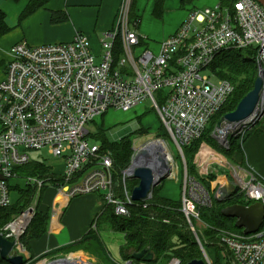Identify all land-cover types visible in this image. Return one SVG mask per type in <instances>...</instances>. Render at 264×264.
Wrapping results in <instances>:
<instances>
[{
	"label": "built area",
	"instance_id": "built-area-1",
	"mask_svg": "<svg viewBox=\"0 0 264 264\" xmlns=\"http://www.w3.org/2000/svg\"><path fill=\"white\" fill-rule=\"evenodd\" d=\"M133 3L121 1L111 33L101 40L98 61L81 34L69 43L31 47L22 42L11 48V59L0 83V208L11 203L9 181L17 178V169L32 162L29 151L46 149L62 163L63 170L56 173L50 168L51 177L46 180H25V184H36L29 207L32 212H27L28 208L4 227L8 239L24 235L40 189L49 182L55 189L58 210L76 197L100 194L116 216H128L127 207L134 203L126 182L133 178L134 142L141 137L132 139V163L120 171L118 197L111 153L88 140L91 135L86 125L97 117L110 109L128 112L150 99L164 136L184 159L183 148L200 138L234 92L230 81L217 79L214 83L203 75L215 76L210 70L213 59L223 51L249 49L255 54L257 66L264 69V9L255 0L191 9L177 31L159 43L156 53L146 47L147 39L131 20ZM262 109L260 104L254 119ZM250 123L247 120L222 129L215 127L212 137L223 145L230 133ZM161 140L169 149V143ZM168 165L172 171L173 166ZM209 167L202 168L205 174L201 166L198 169L206 181L208 172L213 173ZM219 167L224 166L219 163ZM228 174L231 180L221 177V182L210 181L213 186L207 191L187 176L184 166L180 210L206 259L193 226L194 220L201 221V209L236 193L242 195L241 205L259 203L264 209V179L238 165L228 167ZM25 217V225L15 233L13 227ZM215 248L220 250L224 264H264V219L257 232L227 233ZM136 262L129 259L125 264ZM165 264L180 262L172 257Z\"/></svg>",
	"mask_w": 264,
	"mask_h": 264
},
{
	"label": "trees",
	"instance_id": "trees-1",
	"mask_svg": "<svg viewBox=\"0 0 264 264\" xmlns=\"http://www.w3.org/2000/svg\"><path fill=\"white\" fill-rule=\"evenodd\" d=\"M164 1L165 0H154L152 15L155 18L162 17ZM192 1L193 0H181L182 4L190 3ZM49 2L50 0H28L26 7L19 17V21L36 10L44 7ZM233 2L234 0L218 1L222 6H231ZM134 22L137 26L139 25V19H134ZM10 30V27L5 22L4 13L0 11V35L8 33ZM254 56L255 54L253 50L249 49L227 50L221 52L212 61L210 67L211 72L217 76L218 79L228 80L234 85L233 96H231L221 111L212 118L200 138L183 148V153L186 156L187 162V176L193 178L194 181L207 191L210 190L209 183L205 178L197 175L195 167L192 164V155L201 143H206L212 148L214 147L215 149H218L217 143L212 137V132L214 131L218 120L225 114L232 112L239 101L251 91L253 83L258 75V66ZM233 76H235L237 80L236 82H232ZM141 132H145V130L141 129L136 134L138 135ZM93 137H95L97 141H101V151H109L112 155L115 172L114 186L117 196L120 197V171L124 170L129 165L132 155L131 144L134 137L125 138L118 143L112 144L107 142L102 131H99V133ZM140 139L134 142V147L137 146ZM243 145L244 141L240 144L238 140L232 139L231 149H229L230 151L222 152L225 156L235 153L242 155L243 152L240 147ZM134 159L137 158L135 157ZM235 161L237 160L235 159ZM241 164L242 161L239 165ZM17 174V178L14 180V183L10 188L11 203L7 207L0 208V233L6 225L11 223L16 217L32 206L36 194V184H25V180L29 177L34 180H46L51 177L50 168L44 163L36 161L18 168ZM214 178V175H209L207 180L213 181ZM126 183L128 190L132 191L133 188L137 186L138 181L132 178ZM158 186L153 189L152 196L149 200L140 203L135 202L133 205L128 206V216H116L112 206L104 205L102 213L97 218L96 226L101 222L100 220H102L107 223L113 232L121 233L123 235V242L119 246V254L123 261L131 259L133 254L139 253L143 250L153 254L154 260L150 264H165L172 257L178 259L180 264H187L194 260H202L199 247L196 244L189 229V225L180 210L181 201L176 203L168 198L157 195L156 189ZM47 191L55 193V189L50 182L40 189L34 216L31 219L26 232L20 238V243L26 250H28V240L40 238L46 233L49 221V208L46 206L43 207L41 203L42 198ZM241 203H243L242 200L236 197V195H232L222 201L214 200L212 207L208 209H201L200 220L209 227L208 229H203L204 231L202 233L200 230L195 229L196 235L202 245H212L215 247L218 244L220 238L218 237L219 232L228 229V223L234 222L233 220L223 218L220 213L221 209L230 204ZM25 237H27V239H25ZM92 252L98 253L99 251ZM99 257L102 256L99 255ZM26 263H28V261L24 264ZM0 264L9 263L0 260Z\"/></svg>",
	"mask_w": 264,
	"mask_h": 264
},
{
	"label": "crops",
	"instance_id": "crops-1",
	"mask_svg": "<svg viewBox=\"0 0 264 264\" xmlns=\"http://www.w3.org/2000/svg\"><path fill=\"white\" fill-rule=\"evenodd\" d=\"M27 1L0 0L2 3L0 11L5 15L6 24H9L10 29L14 27L11 29L12 31L0 35V45L8 50L5 53L7 62L11 59V48L17 43L24 42L31 47L52 43H69L76 34H81L87 39L90 49H99L101 53V40L111 33L122 0H50L47 5L19 21ZM205 1L208 0H201L203 4ZM153 2L154 0H143V4L140 6L143 11L141 14L138 12L140 9L137 6V0H135L132 15L135 10L134 17H139L138 33L141 32L149 39L150 44H147V47L156 53L159 43L176 31L174 32V27L161 36L155 26L167 19L165 13L167 8L176 9L184 7L185 4H182L181 0H165L162 17L155 18L152 15ZM210 3L215 5L217 2L210 0ZM2 65L4 63L0 62V66ZM1 81L2 76H0V83ZM60 165L63 170L61 162ZM249 166L251 165L249 164ZM258 174L260 178L264 179L259 172ZM47 195L51 197V202L45 204L49 208L46 233L40 238L27 241L28 250L24 248L26 250L23 253L24 260L28 261V264H47L56 259L67 258L69 261L78 260L83 261L84 264H95L98 262L92 251L99 250L106 262L109 257L102 253L103 246L99 235H96L94 231L97 218L104 209L100 194L76 197L60 210L55 202V193L48 191ZM162 197L173 199L167 195ZM100 221V226L105 223ZM80 256H85L86 261L82 260Z\"/></svg>",
	"mask_w": 264,
	"mask_h": 264
},
{
	"label": "rangeland",
	"instance_id": "rangeland-1",
	"mask_svg": "<svg viewBox=\"0 0 264 264\" xmlns=\"http://www.w3.org/2000/svg\"><path fill=\"white\" fill-rule=\"evenodd\" d=\"M135 1V0H134ZM179 1V0H178ZM217 2V3H216ZM215 3L218 4V0H215ZM214 3V4H215ZM2 3H0L1 6ZM143 4V0H137V6L140 9V6ZM215 4V5H216ZM212 5V6H211ZM214 5L210 3V0L205 1L203 4L201 0H194L192 3L186 4L185 6H181L180 8L177 7L176 9H168L166 10L167 19L163 22H160L159 25H156L155 28L158 29V33L161 36H164V34L175 27V31L181 26V24L186 19L187 14L190 12L191 9L194 8H205V7H213ZM143 7V6H142ZM139 13H143V11L140 9L138 10ZM177 13V14H175ZM135 14V10H134ZM134 14L132 15V19H139L138 16L134 17ZM169 15H171L169 17ZM9 25V24H8ZM12 26V25H10ZM12 27L11 29H13ZM12 31V30H11ZM173 32V33H174ZM141 36L146 37L142 35ZM147 38V37H146ZM22 42V41H21ZM147 44H150L149 39L147 38ZM55 44V43H52ZM147 47V45H146ZM142 48V46L140 47ZM8 50L0 45V62H3L4 65L0 66V76H2V80L5 77L6 68L8 64V59H6L5 53ZM91 51L95 57H98L101 53L99 49H92ZM119 51V50H118ZM102 52V48H101ZM100 53V54H99ZM100 57V56H99ZM96 58V60H100V58ZM203 75H206L211 82H217L218 77L212 76L209 73H205ZM258 76V75H257ZM237 81L235 76L232 77V82ZM157 96V95H156ZM233 96V94H232ZM231 98V97H230ZM229 98V99H230ZM86 129L89 132L91 136L88 137V140L90 142L96 143L97 145H101V141H97L95 137L96 134L99 133V131H102L103 136L107 140L108 143H118L121 140L125 138H131L139 136L141 139L138 141L137 146L134 147L135 149V155L134 158H137V161L139 160L140 155L139 150L149 144H152L155 148H159L163 151V154L165 158L168 160L167 164L173 166L172 168V176L168 179H164L156 189L157 195L163 196L167 195L168 197L173 198L172 201L179 203L181 196H182V182H183V172H184V166L187 169L186 166V156L183 153L184 159H182L180 153L177 152L176 148L174 147L171 140H169L167 137L164 136V129L162 128L161 121L156 113V111L152 108V102L150 99L144 100L139 106L136 108L128 111V112H122L119 110L110 109L106 114H104L101 117H97L94 119L93 123H89L86 125ZM141 129L145 130V132H141L140 134H136ZM145 133V134H143ZM158 134V135H155ZM160 135V136H159ZM150 136V137H149ZM145 137V138H144ZM143 138V140H142ZM158 139V140H156ZM160 139H165L169 143V149L167 148L166 144L163 140L159 141ZM238 140L240 144L244 141V145L240 148L242 149L243 154H232L229 156H225L222 151H230L231 149V140ZM217 143L216 148H212L206 143H201L198 147V149L193 153L192 155V164L195 167V171L198 174L199 166L202 168H207V166H210L212 172H208L209 175H214V182L219 181L221 177H224L225 180H231V175L228 174V167H234L236 165L240 166L241 168H244L245 170L250 171L252 175L255 177H259L258 172L263 176L264 178V114L262 117L255 123V125L248 124L244 128L240 129L238 132L230 133L222 142L226 140V142L221 145L216 139H214ZM258 141V142H257ZM252 143H254V146H252ZM256 143V144H255ZM140 145V146H139ZM204 147L209 149L210 153H208L206 156L199 158L198 155L200 152L204 151ZM132 149V144H131ZM146 150V148H145ZM171 152H170V151ZM30 161H36V162H42L45 165L51 167L54 172L61 173L62 167L60 165V162L58 159L54 158L52 155L48 153L46 149L40 150V151H29L27 153ZM133 156V150L132 155ZM130 158L129 165L132 163ZM235 159L237 161H235ZM136 161V162H137ZM242 164L239 165V163ZM139 162V161H138ZM219 163H221L224 167H219ZM251 166H249V164ZM169 166V165H168ZM257 171V172H256ZM200 176V175H199ZM220 178V179H218ZM208 183L210 181H207ZM14 180L9 181V188L13 185ZM226 185V184H225ZM210 186V183H209ZM213 186V185H211ZM210 186V188H211ZM48 191L45 193V195L42 198V206L44 207L45 204L50 203L51 197L47 195ZM13 195V193H12ZM236 197H238L240 200H242V195L236 193ZM231 205V204H230ZM229 206V205H228ZM193 226L195 229L200 230L201 233L204 231L203 229H208L209 227L204 224L201 221L194 220ZM202 226V227H201ZM2 229V228H1ZM194 239H196L195 235L193 234L191 228L189 227ZM96 232V235H99L100 242L103 246V252L106 254L109 259H106V262L104 261V258L99 257L100 253H93L94 256L97 259V262L99 264H125V261L122 260L120 254H119V246L123 242V235L121 233L113 232L110 227L107 225V223L102 224L101 226L98 224L96 228L94 229ZM3 235L5 233L4 228L2 230ZM1 232V233H2ZM241 230L237 229L235 227V222L228 223V229H224L223 231L219 232V236L225 235L227 233L229 234H237L240 233ZM199 239V238H198ZM200 241V240H199ZM196 242V240H195ZM21 245V251H26L24 249V246L19 242ZM206 257L202 250H200L201 258L204 261L205 264H208L210 262L211 264H224L223 259L221 258V253L218 248H215L214 246H206L205 244L202 245ZM20 249V248H19ZM23 249V250H22ZM99 251V250H96ZM15 253H18L15 251ZM24 255V254H23ZM82 260H85V256H80ZM74 258V257H72ZM26 262V261H25ZM24 262V263H25ZM95 263V264H98ZM28 264V263H26ZM135 264H150L143 261H137Z\"/></svg>",
	"mask_w": 264,
	"mask_h": 264
},
{
	"label": "water",
	"instance_id": "water-1",
	"mask_svg": "<svg viewBox=\"0 0 264 264\" xmlns=\"http://www.w3.org/2000/svg\"><path fill=\"white\" fill-rule=\"evenodd\" d=\"M264 9V0H255ZM263 106L262 111L258 114L257 119L253 116L259 105ZM264 114V69L258 67V76L253 83L251 91H249L237 104L236 108L224 116H222L217 124L216 129H222L227 125L238 124L251 120V125H255L258 118ZM139 162L133 159V179L138 181L136 187L131 192V201L145 202L150 199L153 189L158 186L164 179L172 176V171L165 162L164 156L160 152L152 153L149 157L147 150L141 152ZM150 158V159H149ZM137 161V162H136ZM157 164L156 167L153 164ZM157 169V170H156ZM27 212L31 213L29 208ZM221 216L235 222V227L242 230L244 235L253 234L262 226L264 219V209L261 204L254 203L250 206L241 204H233L224 207L220 211ZM31 220V219H30ZM29 220V222H30ZM20 236L10 240L3 233H0V260H4L9 264H24L23 251L19 244ZM20 248V249H19ZM23 250V249H22ZM17 251L18 253H15ZM132 260L151 263L153 254L143 250L131 256ZM75 260L73 264H80ZM47 264H72L67 258H60L48 262ZM187 264H204L202 260H194Z\"/></svg>",
	"mask_w": 264,
	"mask_h": 264
},
{
	"label": "bare ground",
	"instance_id": "bare-ground-1",
	"mask_svg": "<svg viewBox=\"0 0 264 264\" xmlns=\"http://www.w3.org/2000/svg\"><path fill=\"white\" fill-rule=\"evenodd\" d=\"M145 148H146V150H147V153H148L149 157L152 155V153H153V154H154V153L156 154V152H160V153L163 154V151H162L161 149H159V148H155L152 144H149V145H147V146L141 148V149L139 150L138 153L140 154L143 150H145ZM208 153H210L209 149H207L206 147H204V151L200 152L199 155H198V157H199V158H202V157L206 156ZM140 155H141V154H140ZM163 156H164V154H163ZM149 159H150V158H149ZM164 159H165V162L167 163L168 160L165 158V156H164ZM153 165L156 167L157 164L154 163ZM133 167H134V165H133ZM156 170H157V169H156ZM201 173L205 174V170L202 169ZM25 222H26V217H25L24 219L19 220V221L17 222V224L13 227L14 232H15V233H18V232L20 231L19 229L25 225ZM68 261H69V260H68ZM70 261L72 262V264L74 263L73 260H70ZM78 262H79L80 264H84L83 261H78ZM78 262H77V263H78Z\"/></svg>",
	"mask_w": 264,
	"mask_h": 264
}]
</instances>
